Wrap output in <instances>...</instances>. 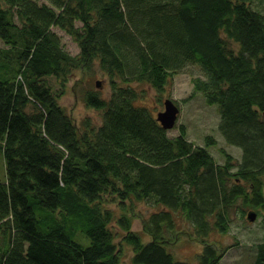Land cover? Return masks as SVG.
Listing matches in <instances>:
<instances>
[{
	"label": "trees",
	"instance_id": "obj_1",
	"mask_svg": "<svg viewBox=\"0 0 264 264\" xmlns=\"http://www.w3.org/2000/svg\"><path fill=\"white\" fill-rule=\"evenodd\" d=\"M255 1L0 0V264H121L124 244L132 264H220L231 246L213 234L229 233L232 211H264V11ZM96 64L111 93L85 95L102 123L79 126L60 98L75 69ZM189 69L198 73L187 100L217 111V133L239 159L221 149L217 162L215 136L197 145L183 124L170 136L139 104L147 89L134 84L163 93ZM137 203L161 206L144 220L146 242L132 228ZM182 225L203 245L195 263L168 249ZM254 249L252 264H264V240Z\"/></svg>",
	"mask_w": 264,
	"mask_h": 264
},
{
	"label": "rangeland",
	"instance_id": "obj_2",
	"mask_svg": "<svg viewBox=\"0 0 264 264\" xmlns=\"http://www.w3.org/2000/svg\"><path fill=\"white\" fill-rule=\"evenodd\" d=\"M257 2H260V4ZM254 4L255 6L261 7L264 11V0H256ZM57 33L60 35L62 43L67 51L72 55H76L80 52L78 44L69 34L58 29ZM232 46L238 49L236 43H232ZM195 68L197 69V67ZM192 72L194 74L198 73L195 69H189L178 75L176 74L170 79L163 93H158L153 88H149L146 84H134L138 90L147 89L146 97L142 100L140 99L139 104L147 106L153 110L154 115L157 116L158 112L164 110V101L167 98H171L179 105L180 113L177 125L168 131L170 136L178 135V126L183 124L187 128L188 138L197 145H204L206 135L215 136L217 145H214L212 148L213 150L211 148L210 150H212L213 156L217 162H223L221 149H225L232 154L235 159H239L241 152L235 147L228 146L221 138V135L217 133V111L214 108L208 107L197 95L191 100H187L193 91ZM97 83H99V85H97ZM54 85L58 88L59 83L55 81ZM95 90L101 92V94L106 97L111 93L110 78L100 69L98 64L94 65L90 70L84 67L77 68L69 75L66 90L60 98V103L79 126L86 118H90L97 125L102 123V113L88 106L84 101L85 95ZM212 107L217 108L216 106ZM5 178V159L3 153H0V182H3ZM109 207H111V204H109ZM112 208L117 215L121 214L117 205L113 204ZM160 209L161 206L146 203H137L133 209H131V213L134 214L132 228L134 231L142 233L145 237L144 242L149 240L143 233L144 220L152 212L160 211ZM250 210L257 212L255 209H249L245 217L242 218L238 213L240 212L239 209L236 208L235 211H232V224L229 233L213 234V238L221 242L220 248L231 246L224 254L220 264H252L255 261L256 250L254 246L264 240V211H258L256 220L252 222L247 219V213ZM88 242V240L84 241L85 244ZM168 249L176 260L195 263L197 255L203 250V245L194 235L191 228L187 225H182L177 242L172 243ZM131 256L132 248L124 244V246H122L121 264H132Z\"/></svg>",
	"mask_w": 264,
	"mask_h": 264
},
{
	"label": "water",
	"instance_id": "obj_3",
	"mask_svg": "<svg viewBox=\"0 0 264 264\" xmlns=\"http://www.w3.org/2000/svg\"><path fill=\"white\" fill-rule=\"evenodd\" d=\"M99 83H97V85H99ZM179 113H180L179 107L175 104V102L171 98H167L164 101V110L158 112L157 114V120L161 123L164 129L171 130L177 124ZM247 217L250 221L253 222L257 218V213L255 211H251L248 213Z\"/></svg>",
	"mask_w": 264,
	"mask_h": 264
},
{
	"label": "bare ground",
	"instance_id": "obj_4",
	"mask_svg": "<svg viewBox=\"0 0 264 264\" xmlns=\"http://www.w3.org/2000/svg\"><path fill=\"white\" fill-rule=\"evenodd\" d=\"M175 104L179 107V105L175 102ZM179 109H180V107H179ZM178 119H179V116H178ZM178 121V120H177Z\"/></svg>",
	"mask_w": 264,
	"mask_h": 264
}]
</instances>
